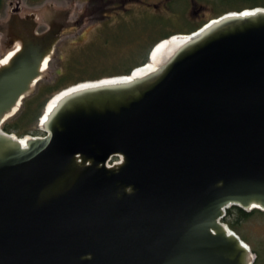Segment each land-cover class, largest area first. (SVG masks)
Masks as SVG:
<instances>
[{"label":"water","instance_id":"obj_1","mask_svg":"<svg viewBox=\"0 0 264 264\" xmlns=\"http://www.w3.org/2000/svg\"><path fill=\"white\" fill-rule=\"evenodd\" d=\"M10 24L6 44L19 46L0 64V264H252L222 217L231 205L264 211V6L163 36L129 73L61 88L40 120L62 90L129 76L161 40L194 34L155 71L67 94L24 146L1 124L60 36Z\"/></svg>","mask_w":264,"mask_h":264},{"label":"rangeland","instance_id":"obj_2","mask_svg":"<svg viewBox=\"0 0 264 264\" xmlns=\"http://www.w3.org/2000/svg\"><path fill=\"white\" fill-rule=\"evenodd\" d=\"M115 1V9L107 8L104 12L99 13V15H112V18L109 19V26H103L100 18L96 19V12L92 10V0H41L39 2L34 0H5L3 9H0V57L5 51L12 48L6 44L9 36L7 34L8 29H10L11 25L9 23L7 26L8 22L6 23V19L10 14H14L12 8L17 4L21 14H35L37 22L42 26H45L44 22L52 15L60 16L61 14H66L71 20L68 26L62 30L60 39L55 43L48 66L41 72L40 77L25 96L33 92L38 84L51 82L62 70L61 62L64 63L67 60L68 63L74 62L80 65V68H86V71L80 72L79 76H92V74L100 73L102 68L114 59L116 53L133 48L135 46L134 39L118 44L119 46L112 44L115 38L113 34L115 35L119 30L118 24L124 23L127 25V30L129 31L125 32L124 29L123 34L125 39L129 40L132 37L139 38L144 32L142 30L146 23V13L149 15L148 19L151 22L154 19L156 23L163 21L159 23L162 25L159 28V32H163L164 30L169 31L168 27L179 25L183 21H189L193 24L207 21L214 17L215 10L212 7V3L204 0H125L126 3L123 6L119 5L120 3L118 4V1L122 0ZM249 2L248 0L241 4L247 6L244 8L254 7L248 6ZM79 16L82 18V24L75 22ZM155 31L158 32V29L148 32L145 40L156 36L157 33ZM104 40H107V42L104 43ZM18 109L7 118L16 114ZM38 126L40 131L37 135H44L45 131L40 128L39 123ZM119 159L118 155L112 156L109 163ZM243 230L253 240L250 239L254 244L260 241L264 245V217L255 216L245 220ZM254 257L255 254L253 253V260Z\"/></svg>","mask_w":264,"mask_h":264},{"label":"trees","instance_id":"obj_3","mask_svg":"<svg viewBox=\"0 0 264 264\" xmlns=\"http://www.w3.org/2000/svg\"><path fill=\"white\" fill-rule=\"evenodd\" d=\"M35 2H39L41 0H34ZM201 1V0H200ZM207 2L212 3V7H214V17L220 15L221 13L228 11V10H240L244 7H247L242 2H246L248 0H204ZM250 4L248 6H255V5H262L264 6V0H249ZM5 0H0V9H3ZM149 15H145V26L142 30V35L139 38L132 37L129 40L125 39L123 34V30H127V25L122 23L118 24V32L113 34L114 42L113 45L119 46L118 44H123L125 41H132L134 42L135 46L132 48L127 49L123 52H118L115 54L114 59L104 66L100 73L92 74V76H79L80 72L86 71V68H80V65L75 64L74 62H61L62 70L53 78V80L49 83H41L38 84L37 87L33 92L22 98V102L20 104V108L12 117L7 118L1 124V127L8 132H13L18 136H22L25 134L37 135L39 134V118L43 112L44 105L46 101L49 99L51 95L55 92L60 90L61 88L75 83L79 80H83L86 78H99L102 76L113 75V74H122V73H129L130 70L147 60V52L149 49L150 44L153 42L155 38L149 40L148 42L144 43L145 36L148 32L153 31V29H158L156 32V36H167L171 33L175 32H188L191 31L204 22H197L196 24L183 21V23L179 25H175L173 27H168L169 31L159 32V28L162 26L159 23H156L155 19L151 22L148 19ZM128 24V23H127ZM154 25V26H153ZM176 27V28H175ZM153 28V29H152ZM108 38V37H107ZM106 38V39H107ZM107 40H104V43ZM106 45V44H105ZM104 46V45H102ZM264 217V211L258 208H252L250 210H246L238 205H231L226 208V212L222 217V220L228 224L230 228H232L235 232H237L242 239H244L249 245L253 253L255 254L254 260L252 264H264V245L260 241L255 242L254 244L251 238L247 236L245 231L243 230V223L245 220L249 219L250 217ZM252 241H251V240ZM258 244V245H257Z\"/></svg>","mask_w":264,"mask_h":264},{"label":"bare ground","instance_id":"obj_4","mask_svg":"<svg viewBox=\"0 0 264 264\" xmlns=\"http://www.w3.org/2000/svg\"><path fill=\"white\" fill-rule=\"evenodd\" d=\"M194 34L192 35H185V34H176L173 36H170L167 39L161 40L158 42L150 54V60L144 64L143 66H140L136 68L129 76H117V77H109V78H101L100 80L95 81H85L78 83L77 85L71 86L66 88L65 90H62L61 92L55 94L47 103L46 110L40 120V124L45 120L47 114L50 112V110L59 102L64 96L67 94H70L71 92L75 90H79L86 86H91L94 84L99 83H105V82H116L121 80H131L135 77L143 76L148 74L151 71H155L159 68L161 63L168 57L170 54H172L176 48H178L181 44L189 40ZM19 42H15V44L12 46V48L8 49L4 52V54L0 57V64H4L8 61L10 56L13 54V52L18 48ZM50 60V56H46L43 62L41 63V70H45L48 66ZM18 103L16 106H14L10 113H13L15 110H17ZM9 113V114H10ZM25 139L21 138L20 143L24 146L25 145Z\"/></svg>","mask_w":264,"mask_h":264},{"label":"flooded vegetation","instance_id":"obj_5","mask_svg":"<svg viewBox=\"0 0 264 264\" xmlns=\"http://www.w3.org/2000/svg\"><path fill=\"white\" fill-rule=\"evenodd\" d=\"M93 1V4H92V10H94L96 12V19L100 18V22L103 23V26H109V19L112 18V15L109 14V15H99L100 12H104L105 9L107 8H111L112 10L115 9V0H92ZM120 3V4H119ZM125 0H122V1H118V4L123 6L124 5ZM20 8L16 11H14V14H10L7 19H6V23H7V26L9 25L11 19H13L14 17L17 19V25L21 28H23L24 30L27 29L26 27V24H29V21L30 20H35V24H34V30L37 32V33H41L43 31H45L46 29H48L50 26H57L58 27V31L55 33V35H59L61 37V33H62V30L64 28H66L68 26V24L70 23V19L67 17L66 14H61L60 16H56V15H52L51 17L47 18V20L44 22L45 26L43 27L39 22H37V19H36V16L34 14V16H30V17H27L26 16V13L25 14H21V11H19ZM91 10V11H92ZM127 10V9H126ZM125 11V10H124ZM18 13V14H17ZM19 15V16H18ZM111 15V16H110ZM75 22H78V24H82V18H79L75 21ZM114 22V20H113ZM30 25V24H29ZM117 25V24H116ZM102 26V27H103ZM17 27V26H16ZM99 27V26H98ZM100 28V27H99ZM8 29V27H7ZM8 33H9V29H8ZM7 33V34H8ZM176 35V34H174ZM173 36V35H172ZM153 38H155L153 40V42L150 44L149 46V49L150 47L152 46V44L158 40L159 38H161V36H159V34L157 36H154ZM153 38H147L144 43L148 42L149 40H152ZM169 38V37H168ZM8 39H9V36H8ZM8 39L6 40V42L8 41ZM60 39V38H59ZM167 39V38H165ZM164 40V39H163ZM148 49V51H149ZM148 54V52H147ZM114 161V160H113ZM112 161V162H113ZM118 161V160H116ZM115 162V161H114ZM112 164V163H111Z\"/></svg>","mask_w":264,"mask_h":264},{"label":"built area","instance_id":"obj_6","mask_svg":"<svg viewBox=\"0 0 264 264\" xmlns=\"http://www.w3.org/2000/svg\"><path fill=\"white\" fill-rule=\"evenodd\" d=\"M114 161H116V160H114ZM114 161H113V162H114ZM108 164L110 165L111 163L108 162Z\"/></svg>","mask_w":264,"mask_h":264}]
</instances>
